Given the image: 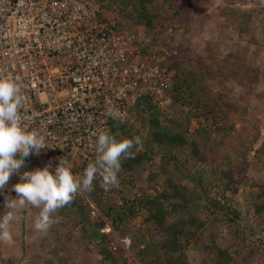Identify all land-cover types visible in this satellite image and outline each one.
<instances>
[{
	"label": "trees",
	"instance_id": "obj_1",
	"mask_svg": "<svg viewBox=\"0 0 264 264\" xmlns=\"http://www.w3.org/2000/svg\"><path fill=\"white\" fill-rule=\"evenodd\" d=\"M177 1L112 0V6L118 21L129 31H134L137 21H140L145 33L153 40H161L159 37L166 30L191 31L196 24L194 15L204 20L216 17L214 29L220 34L236 33L241 37L249 32L254 18L253 9H239L238 3L242 0H222L215 8L216 13L209 11L207 15L197 9L196 2L201 0H193L184 6ZM226 3L232 6L228 7ZM157 25L161 28L158 31ZM185 42L190 47L189 42L182 43ZM188 47L186 54H191ZM177 50L178 54L173 55L174 60L170 63L175 73L168 93L174 104L188 108L186 117L190 116L194 101L197 112L191 113L195 118L201 117L195 136L188 135L182 122H173L169 128L162 125L159 116H154L155 106L150 98H140L131 108L132 120L124 123L110 121L107 125L106 132L118 140L139 137L142 141L141 151L136 152L134 147L132 158L122 159L119 186L105 191L97 177L93 181L92 192H85L86 195L79 192L70 204L58 210L55 214L58 222L47 234L34 231L35 239L27 245L15 240L8 247L0 241V264H12V260L17 264H78L83 255L90 253L99 256L95 264H128L123 250L119 247L113 250L111 242L115 235L123 239L134 233L129 228V221L136 216H140L144 224L152 226L149 234L153 247L145 245L146 240L139 231L131 236L130 251L133 254L136 250L140 264H189L186 251L199 255V264H264V178L251 180L245 185L244 209L226 198L228 192L233 193L238 173L250 167L255 171L264 169V140L260 142L264 138V70L253 66L240 48L229 49L218 64L220 68L231 70L229 75L241 89L239 99L245 97V103L214 93L208 85L212 80L208 71H201L200 67L196 69L187 62L189 66L183 72L180 60L185 62V48L180 44ZM255 89H259L261 94H257ZM238 103L247 105L242 117H248H244L247 124L240 131L229 121L243 108L244 105L237 106ZM210 115H217L222 121L218 125L217 120H213L215 126L212 130L205 124ZM260 116L261 123L258 120ZM212 133L219 134L217 142L211 140ZM206 152L227 161L226 169L220 170L221 177L214 178L211 168L205 172L199 168L198 162L207 158ZM134 167L148 172L146 188L153 190L151 195L143 194L136 202L123 196L124 188H127L124 185L132 184ZM43 168L44 165L30 155L25 158L20 174ZM74 168L72 166V172ZM51 171L54 173L55 169ZM18 182L19 175L13 174L11 186L3 191L4 197L15 194L12 186ZM114 194L119 195L121 206L111 202ZM87 198L106 220L100 215L92 218ZM29 207L16 210L17 219H26ZM105 221L110 224L109 234L101 232ZM58 224L70 225L73 233L63 242L54 238ZM258 238L261 240H256ZM141 243L145 247L138 250Z\"/></svg>",
	"mask_w": 264,
	"mask_h": 264
},
{
	"label": "built area",
	"instance_id": "obj_2",
	"mask_svg": "<svg viewBox=\"0 0 264 264\" xmlns=\"http://www.w3.org/2000/svg\"><path fill=\"white\" fill-rule=\"evenodd\" d=\"M103 1L0 0V74L18 80L26 100L22 124L49 147L31 156L51 169L65 157L81 177L110 121H127L142 97L162 113L171 102L175 53L142 25L129 31ZM109 109H118L119 118ZM114 240L112 249L121 248L128 264H140L129 238Z\"/></svg>",
	"mask_w": 264,
	"mask_h": 264
},
{
	"label": "rangeland",
	"instance_id": "obj_3",
	"mask_svg": "<svg viewBox=\"0 0 264 264\" xmlns=\"http://www.w3.org/2000/svg\"><path fill=\"white\" fill-rule=\"evenodd\" d=\"M178 4L180 5H189L190 3H193V0H178ZM222 3V0H201L196 2L197 9L203 10V14L207 15L209 11L211 13H216L215 8L219 6ZM253 4L254 5L253 7ZM104 6H108V9L115 10V7L112 6V0H104L103 1ZM225 5H228V7H231L232 4L226 3ZM238 6L241 10H248L253 9L254 18L252 25L249 29V32L242 35L241 37H237L236 33L226 35V34H220L215 27V19L216 17H211L207 20H204L202 18L195 17L196 24L193 27L191 31L185 32L181 29L170 32V30H166V32L162 33L161 37H159L161 40H158L159 44H162L167 48V52H174L175 56L178 54V46L182 44V48H185L184 53V61L180 60L181 64V70L184 72L187 71L188 64L192 63L194 65L193 67L197 69H201V71H208L210 75L212 76V80L208 82V85L212 88L213 92H218L219 94H225L226 97H232L237 98L236 100L244 101L246 103V98L244 97L242 100L239 99L241 96L240 88L236 85V82L233 81L231 75V70L220 68L218 64L225 58V55L227 54L229 49L236 50L240 48L248 57V59L251 60V64L257 68H260L261 70H264V0H242L239 1ZM262 7L259 9V7ZM206 9V10H204ZM193 13V12H192ZM194 14V13H193ZM192 14V15H193ZM138 25H141L140 21H137ZM160 26H156V31H158ZM183 41L189 42V46H187L186 42L185 44L182 43ZM188 47L190 50H192L191 54H186V50ZM174 58V57H173ZM172 56L170 60L173 62ZM217 60V62H216ZM202 73V72H201ZM230 73V75H229ZM259 88L260 91L263 90L262 84ZM255 92L257 94H261L259 92V89H255ZM192 102V112L194 110L197 112V109H195V105ZM244 105L242 109L236 112L235 115L230 117V122L234 123L235 129L237 131H240L243 126L247 124L245 121V118H248L247 115H244L242 117V111L247 107L246 104H240L238 103L237 106ZM169 115L159 117L160 122L164 126L170 127L171 123L179 124L182 122L181 125L185 126L187 128L188 135L190 137L195 136V131L200 126L199 122L201 121V117L195 118L191 111L189 112L190 116H187L188 108L180 107L177 104L172 103L171 107L169 108ZM241 113V114H239ZM155 116V115H154ZM169 116V117H168ZM186 117V118H185ZM168 118V122H167ZM213 120H217V124L220 125L222 123L221 119L217 115H210L207 118V121H205L206 126L209 128V130L213 129V126L215 124L213 123ZM258 120H262L261 116L258 118ZM264 122V121H262ZM261 123V121L259 122ZM171 131L174 130V128L171 126ZM238 133V132H237ZM219 134L212 133L211 140L218 141ZM264 138L260 140L262 142ZM154 149V147H153ZM155 150V149H154ZM207 158H201L198 162L199 168L204 170L207 168H211V172H214V178L221 177L220 170H225L227 167L226 160L212 155V153H207ZM226 164V165H225ZM156 168V167H154ZM211 175V173H209ZM208 174V176H209ZM132 184L130 185H124L127 188H124V194L126 198L130 199V201H139L143 197V194L151 195L153 193V190H149L146 188V178L148 176V172L145 171L141 167H134L132 172ZM206 176V174H205ZM264 178V169L259 168L258 170L252 169V167L248 168L245 172L238 173V177L235 179V185L232 192H228L226 194V198L231 202L237 203L241 209L245 208V202H246V196L244 193V187L246 184H248L251 180H261ZM13 180V175L10 178L8 185L11 186ZM158 189V188H157ZM5 190V189H4ZM4 190H0V215H3L5 211V194H3ZM7 196V194H6ZM16 197V193L12 196ZM120 197L118 194H114L112 196L111 202L118 204L119 206L122 205V202L118 200ZM138 203H136L137 205ZM94 205V204H93ZM96 208V206L94 205ZM31 208V209H30ZM135 208V207H133ZM30 211L26 213V219H20L18 217L15 222L12 223V235L13 239L10 242L7 241H1L2 244L9 247V245H12L15 240L17 242L21 243L22 245H27L34 241V219L35 216L38 215L39 211L36 210V208L30 206ZM97 209V208H96ZM126 208L123 210L126 211ZM138 210L137 208H135ZM98 210V209H97ZM100 215L99 211H97ZM101 216V215H100ZM102 217V216H101ZM93 218V217H92ZM106 220V218L102 217ZM108 221V220H107ZM125 226V225H124ZM129 228L134 232L133 234H136V232H140L144 239L146 240L145 245H150L153 247V242L150 238V231L152 230L151 225H146L143 223L142 218L140 216H136L131 218L129 221ZM128 228V229H129ZM56 235H54L55 239H59L62 242L67 240L71 235H73L71 231L70 225L65 224H58L56 225ZM133 234H129L128 237L131 240V236ZM117 237V235H115ZM114 237V238H115ZM119 238L117 237V240ZM264 239V238H263ZM256 240H261V238H258ZM112 242H115V240H112ZM3 246V245H2ZM145 246L139 244L138 250H141ZM2 251V247L0 246V254ZM11 253V252H10ZM133 253H136V250H133ZM13 254V253H11ZM186 256L188 258L189 264H199L200 258L199 255L193 254L192 251H186ZM8 257V256H7ZM11 255L9 256V258ZM99 261V256L96 254H86L83 255L79 259L78 264H95ZM12 264H17V261L12 260Z\"/></svg>",
	"mask_w": 264,
	"mask_h": 264
},
{
	"label": "clouds",
	"instance_id": "obj_4",
	"mask_svg": "<svg viewBox=\"0 0 264 264\" xmlns=\"http://www.w3.org/2000/svg\"><path fill=\"white\" fill-rule=\"evenodd\" d=\"M137 26L138 24L136 28ZM139 99L130 106L127 121L132 120L131 108ZM25 103L26 100L18 80L11 75L0 74V190L8 186L13 174L19 175V182L12 186L16 197L10 194L5 197L7 211L0 215V241H12V223L17 219L15 211L28 206L39 209L34 219V230L47 234L52 225L58 222L55 216L58 210L70 204L79 192L85 195V192H92L94 190L93 181L97 177L100 178L101 187L105 191L118 187V174L121 172L122 159L132 158L134 147L136 152L142 150V141L139 137L118 140L115 135L101 131L95 142L94 161L88 163L82 177L73 174L72 165L65 157L59 158V165L54 173L51 171L52 164L49 163L43 169L25 171L20 174L25 158L32 154L38 155L42 149L49 148L46 147L45 138L38 131H29L22 124L21 109ZM172 103L171 99L168 110L164 113L159 112L153 104L155 106L154 115L159 117L169 115ZM109 115L117 119L119 110L109 109ZM72 163L80 164L78 161ZM75 164L73 165L76 166ZM87 201L92 208L91 216L95 218L99 215L98 210L88 198ZM105 226L111 231L110 224L105 221L101 232L109 234L110 231H103Z\"/></svg>",
	"mask_w": 264,
	"mask_h": 264
}]
</instances>
